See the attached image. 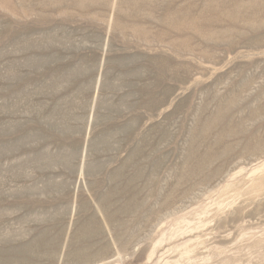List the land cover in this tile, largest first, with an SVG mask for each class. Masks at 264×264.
<instances>
[{"label": "rangeland", "instance_id": "1", "mask_svg": "<svg viewBox=\"0 0 264 264\" xmlns=\"http://www.w3.org/2000/svg\"><path fill=\"white\" fill-rule=\"evenodd\" d=\"M0 264H264V0H0Z\"/></svg>", "mask_w": 264, "mask_h": 264}]
</instances>
